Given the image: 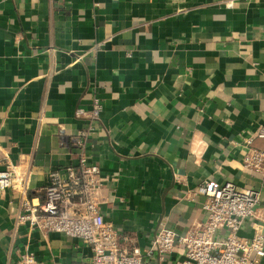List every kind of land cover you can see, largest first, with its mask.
I'll list each match as a JSON object with an SVG mask.
<instances>
[{"label": "crops", "instance_id": "crops-1", "mask_svg": "<svg viewBox=\"0 0 264 264\" xmlns=\"http://www.w3.org/2000/svg\"><path fill=\"white\" fill-rule=\"evenodd\" d=\"M260 129L264 0H0V140L36 202L85 153L109 223L183 235L207 219L188 195L211 179L264 202V176L241 166ZM22 194L0 190V264H87L75 241L19 221Z\"/></svg>", "mask_w": 264, "mask_h": 264}, {"label": "built area", "instance_id": "built-area-1", "mask_svg": "<svg viewBox=\"0 0 264 264\" xmlns=\"http://www.w3.org/2000/svg\"><path fill=\"white\" fill-rule=\"evenodd\" d=\"M99 43L87 54L104 49ZM83 58V57H81ZM95 88V85H90ZM103 106L96 95L92 116L98 119ZM78 115H85L83 109ZM86 133L79 143L85 150ZM247 149L241 166L264 176V129L243 141ZM0 190L19 186L22 214L20 222L43 235L58 234L75 241L86 250L87 264H264V202L253 188L240 189L233 179H211L189 197L204 196L202 209L206 220L198 228L177 235L166 227L155 231L124 233L109 223L102 210L108 202L104 179L97 162L82 153L79 163L52 174L45 189L44 202L34 201L25 192L20 172L0 140ZM139 240L144 245H139ZM16 264H39L34 253L21 254ZM60 264V263H55Z\"/></svg>", "mask_w": 264, "mask_h": 264}]
</instances>
